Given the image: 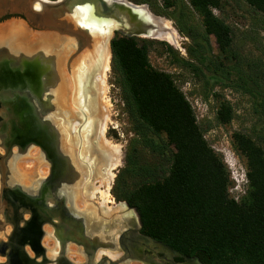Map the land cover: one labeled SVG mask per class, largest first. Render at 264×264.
I'll use <instances>...</instances> for the list:
<instances>
[{"label":"trees","instance_id":"obj_1","mask_svg":"<svg viewBox=\"0 0 264 264\" xmlns=\"http://www.w3.org/2000/svg\"><path fill=\"white\" fill-rule=\"evenodd\" d=\"M128 1L146 5L153 14L164 17L152 8L150 0ZM160 1L169 10L183 0ZM186 1L185 9L201 18L202 31L193 35L179 27L176 30L194 43L199 39L201 44L196 45L208 52L213 37L222 59L230 58L232 63L211 57V73L224 81L223 89L251 96L260 109L256 113L262 115L260 67L240 66L232 50L231 29L213 12L221 10V0ZM241 1L264 17V0ZM179 14L186 17L182 10ZM9 18L3 17L0 23ZM151 43L124 36L110 41V70L133 134L124 167L116 177L114 196L136 211L143 236L182 258H195L200 264H264V134L256 138L242 132L232 134L234 151L246 161L247 181L244 194L235 201L229 195V172L204 139L173 75L150 64ZM165 51L175 67L209 89L204 100L210 96L219 99L196 50L186 49L187 58L168 45ZM233 117L229 102L220 101L215 112L217 124L227 125Z\"/></svg>","mask_w":264,"mask_h":264},{"label":"flooded vegetation","instance_id":"obj_2","mask_svg":"<svg viewBox=\"0 0 264 264\" xmlns=\"http://www.w3.org/2000/svg\"><path fill=\"white\" fill-rule=\"evenodd\" d=\"M6 16L18 15L0 19ZM38 54L15 62L0 51V146L5 150L0 153V264H127L134 248L142 249V260L170 264L164 253L139 242L149 238L140 233L134 209L123 201L100 200L111 162L103 157L109 138L106 131L100 134L103 106L92 68L84 71L74 97L59 80L62 54L51 59L41 54L40 60ZM15 147L39 151L43 163L34 184L17 177L10 182L6 165ZM121 204L136 214L138 230L125 215L112 217L117 213L112 208ZM93 215L98 227L92 226ZM107 226L112 234L104 239L100 234ZM106 251L121 255L112 259ZM158 253L163 257L156 258ZM185 259L175 254L171 261Z\"/></svg>","mask_w":264,"mask_h":264},{"label":"rangeland","instance_id":"obj_3","mask_svg":"<svg viewBox=\"0 0 264 264\" xmlns=\"http://www.w3.org/2000/svg\"><path fill=\"white\" fill-rule=\"evenodd\" d=\"M4 1L5 0H1V2ZM45 1L50 2L51 0ZM55 1L57 2L59 0ZM150 2L152 8L159 11L164 16L161 18L167 20L172 32L175 34V43H169L158 38L157 40L141 39L146 40L147 42H153L150 44L149 48L150 64L157 70L173 75L177 86L183 92L193 109L197 124L203 131L204 139L215 154L223 161L229 172L231 180L229 195L239 199L247 188V181L245 178L246 161L234 151L231 137L234 132H242L255 138L262 136L264 134V111L261 113L262 115L256 113L257 110L260 111V109L254 104V99L251 96L236 90L223 89L222 84H224V81L211 73L208 61L211 57L220 56L213 37L209 38L211 52H208L201 45V47L196 45L197 42L201 44L199 39H197L195 41L196 43H194V41L190 38H186L178 33L176 27L188 31V33L192 31L193 35L201 33L202 31L201 18L191 9H185L184 5H187L186 0H183L182 2L179 1L176 8L169 10H165L163 8L160 0H150ZM15 5L17 4L11 5V8L14 10H16ZM18 6H20L21 10L26 9L24 3L18 4ZM221 6V10H214L213 12L230 27L233 39L232 50L239 58L238 60L240 62V66L243 68H246L247 66L260 67V87L264 93V17L254 12L241 0H221ZM0 7H2V5H0ZM180 10L184 11L186 16L185 18L180 16ZM34 12L38 13L37 11ZM1 14L2 13L0 11V15ZM42 14H44V12H40L37 15ZM15 19L16 20L4 21L0 25V29H7V26H9V29L14 32L17 31L13 35L9 34L12 32L10 31L6 36L3 35V37H0V45L4 44V49L7 53H14L17 50L16 46L23 48L18 51L21 50L23 53H28L29 51L25 49V46L35 48L37 45H42V42L44 41L43 36L45 35H50V37H55L56 35L57 39L60 37L62 40H65V43H68L69 45L71 44L72 47L68 50L66 55V57H68V62L73 59L76 63L81 64L85 53L88 55V53L95 51L96 44L94 43L97 41L99 36L95 35L94 37L85 35V33L83 34L78 31L73 24L55 18L53 15H46L39 21L40 23L36 24V22H34V24L42 29H48L49 26H55L56 30L54 31H44L34 28V26L31 25L30 19L23 15H18ZM66 26L68 27L69 32L63 29L66 28ZM14 27L17 30L13 29ZM18 30L23 31L19 32ZM20 34L25 36V38L19 36ZM14 36H16V38H13ZM114 36L121 35L117 33ZM165 44L171 46L179 53L180 56L184 58H187L186 49L190 48L191 50H196V56H198L199 60L203 64L204 72L210 82V87L213 89L212 92L218 94L219 99H214L210 96L207 100H204V96L208 93L209 89L205 87L202 82L195 80L192 75L188 74L187 71L180 70L171 63V60L165 51ZM38 48L39 47L33 51H37ZM106 50V55L109 61L108 48H106ZM29 53H31V51ZM220 59L222 61L224 60L221 56ZM229 59L227 61L224 60L223 62L229 65L232 63H230ZM68 62L65 65H68ZM93 72L95 76L92 73L91 74L95 78L96 75L100 74L99 71ZM231 78L235 79V75L233 74ZM103 79V85L96 82L99 87V94L102 100L101 105L104 107H102L104 118L99 126L101 131L100 134L104 137L105 131L108 133L109 139L106 142L114 151H116L114 152V157L115 160L118 161V166L110 169L106 189L100 191L99 194L100 200L102 201L116 202L118 200L113 194L114 184L118 173L124 167L125 151L128 142L133 137V134L128 123L119 89L113 82L110 62L108 64V70L104 71ZM222 100L229 102L234 111L233 120L227 125H219L215 120V112L218 107V103ZM12 151L13 153H11L9 160L7 161V169L11 164L13 170L19 172L20 175L26 176L28 179L35 178L38 175L40 176V168L42 167L43 161L36 148H28V152H26L25 150L19 151V149L15 147ZM4 152V148L0 146V153ZM111 174L112 181L110 182L109 177ZM114 210H116L117 213L115 216L112 215V217H116L117 214H119L118 216L125 215V221L129 225H131V223L128 222L130 215L132 216V218H130L132 222H136L137 220L134 212L130 209H126L123 204L112 208V211ZM109 215L111 216L110 213L108 216ZM144 252L150 251L145 250ZM157 255H162L163 257V254L161 253L154 256L158 258Z\"/></svg>","mask_w":264,"mask_h":264},{"label":"bare ground","instance_id":"obj_4","mask_svg":"<svg viewBox=\"0 0 264 264\" xmlns=\"http://www.w3.org/2000/svg\"><path fill=\"white\" fill-rule=\"evenodd\" d=\"M100 1L101 0H59L55 3H51V2H48L45 0H34L33 5H32L33 10L40 13V12H44L45 6L48 4H57V5L66 4L68 6L67 11H64L62 13V16L58 14V15H53V17L64 20V21L69 22L73 25L75 24L78 28V29L77 28L76 29L78 31L85 32V35L94 36V37H95V35L99 36L97 41L94 43V44H96V46L94 45L95 51L88 53V55H86V53H85L83 61L82 62L80 61L81 64H78L73 60L71 62V65H69L68 57H66V55L68 53V50L72 46H71V44L69 45L68 43H65V40H62L60 37H58V39H57L56 35H55V37H50V35L43 36L44 41L42 42V45H39V46L37 45V47H39V48L37 49V51L35 50L36 53L33 50L36 49L37 47L33 48L31 46L30 47L25 46L26 47L25 49L29 52L31 51V53L37 54L39 52L38 56L35 57L39 60H40V58H42L41 54L43 55V58H49V59H51L52 54H53V58L55 56L57 57V55L62 54V60L59 63V65L61 64L60 68H59V80L63 79L62 81H64V85L68 87V94H71V96L73 95L74 97L79 95L78 92H79V89L81 86V81L85 77L84 71L87 70L88 68H92L91 73L93 75H94L93 71H99L100 72L101 75L100 74L96 75V78L94 77V79L96 82L103 85L104 71L108 70V64L110 62L109 41L113 37L114 32L127 34L129 32H131V33L135 32V30H136L132 26H129V24L126 22L124 16L119 12L118 9H115V11L113 13H115L116 15H114V17H112V18L101 17V15H99L102 12ZM117 1L123 2V0H117ZM71 17L73 18V20H71ZM160 26L163 28V32H159L157 38L161 39L163 41L169 42V43H175V36H174L175 34L172 32V30L169 26V23L167 21H165ZM8 27L9 26H7V29H3V28L0 29V37H3V35L6 36L7 33L10 31H12L11 33H9L10 35H13L14 33L17 32V31L14 32L13 30L9 29ZM10 27H12V26H10ZM13 29H16V28L14 27ZM18 31L22 32L23 30H18ZM19 36H22V35L20 34ZM22 37L25 38V36H22ZM13 38H16V36H14ZM33 40H35V39H33ZM57 45H58V47H57ZM106 48H108V52H109V55H108L109 61H108V57L106 55V53H107ZM16 49L17 50L14 52V54L15 53H17V54L21 53V50L20 51H18V50L23 49V48L20 46H16ZM31 53H29V54H31ZM63 57H64V59H63ZM35 58L33 60H35ZM25 62H27V61H23L22 64ZM67 62H68V65H65ZM58 90H59V93H62V95H64L66 88H63L60 85ZM58 90H55V91H58ZM98 92H99V87H98ZM56 94H58V93H56ZM114 152H116V151H114L112 149V147L109 144H107L105 147V152H104L103 157H104V160H107V161L110 160V162H111L110 167L112 169L115 168L116 166H118V161L113 158ZM8 169L10 170V174L12 176V180L10 182H13V180L16 179V177H17V179L25 185L29 184V183L30 184L35 183L34 178L28 179L26 176L20 175L19 172H17L16 170H13L11 164L8 167ZM111 176H112V174L110 175V178H109L110 182L112 181ZM110 182H108V183H110ZM117 215H119V214H117ZM135 216H136V214H135ZM130 218H132L131 215L129 216V219H128L129 220L128 222L131 223L132 220ZM135 218H137V217H135ZM92 220H93L92 226L98 227V225H99L98 220L96 219V217L94 215H93ZM136 222H137V228L136 229L138 230V227H139L138 220H136ZM111 232H112V230H110V228L107 226V228H105L100 235H102L104 237V239H106V238L110 237V234H112ZM142 238H143L142 241H139L141 244L145 243L146 247L149 246V247L155 248L158 252L164 253L168 257V259L170 260V264H174L173 261H171V258L174 257V253L172 251H170L168 248H166L165 246H163L161 244L155 243V242H153L147 238H144V237H142ZM138 245H139V243H138ZM141 250H142L141 248H134L132 250V253L130 254L131 256L128 259L127 264H162V263L156 261V259L155 260L154 259L142 260V258L138 257L141 253ZM149 250H151V249L149 248ZM104 253L112 259H116V257L118 255H121V254H111V253H109V251H106ZM182 264H199V263L196 262L195 260H186Z\"/></svg>","mask_w":264,"mask_h":264},{"label":"water","instance_id":"obj_5","mask_svg":"<svg viewBox=\"0 0 264 264\" xmlns=\"http://www.w3.org/2000/svg\"><path fill=\"white\" fill-rule=\"evenodd\" d=\"M50 2L55 3L56 1H50ZM21 3L25 4V6H26L25 10H21L20 6H18V4H21ZM32 3H33V0H5L4 2H1V0H0V5H2V7H0V11L2 13L0 15V17L4 14L23 15V16L30 19L31 25L34 26V28L41 29L44 31H46V30L47 31L48 30L54 31V30H56L55 26H49L48 29H45V28L42 29V28L37 27V25H35L34 22H36V24L40 23L39 21L42 20V18H44L46 15H58L59 14L62 16V13L64 11H67V9H68V6L66 4H59V5L48 4L45 6L44 14L37 15L38 13H35L32 10ZM13 4H17V5H15L16 10L11 8V5H13ZM100 5L102 8V12L99 15H101V17L112 18V17H114V15H116L113 12L115 11V9H118L119 12L124 16L126 22L129 24V26H132L133 28L136 29L135 32H132V33L129 32L127 34L115 32V33H118L121 36H124L127 38H140V39L157 40L158 33L163 32V28L160 25L163 22L167 21L164 18H161L157 15L152 14L146 5H136V4H133L132 2H129L128 0H123V2H118L117 0H101ZM15 18H17V17H12L8 20H16ZM8 20H6V21H8ZM71 20H73L72 17H71ZM75 28H77L76 25H75ZM63 29L65 31H68L67 26H66V28H63ZM80 32L85 33L82 31H80ZM68 34H70V33H68ZM114 35L111 38V40L114 38ZM109 46H110V42H109ZM4 48H5L4 44H1L0 45V51L5 50ZM35 53L28 54V53H22L21 52L19 54H17V53H15V54L14 53H7V54L11 57L12 60L17 62L20 57L25 58V60H31L34 56H36ZM158 244H161V243H158ZM161 245H163V244H161ZM163 246H165V245H163ZM166 248H168V247H166ZM169 250L172 251L171 249H169ZM175 254L176 253H174V255ZM176 256H180V255L176 254ZM186 260H195L196 262H198L197 259H195V258H186L185 261Z\"/></svg>","mask_w":264,"mask_h":264},{"label":"built area","instance_id":"obj_6","mask_svg":"<svg viewBox=\"0 0 264 264\" xmlns=\"http://www.w3.org/2000/svg\"><path fill=\"white\" fill-rule=\"evenodd\" d=\"M235 199V201H237L238 199L237 198H234Z\"/></svg>","mask_w":264,"mask_h":264}]
</instances>
